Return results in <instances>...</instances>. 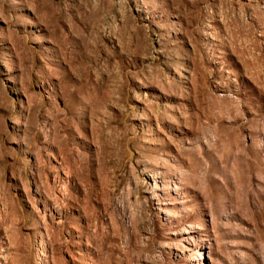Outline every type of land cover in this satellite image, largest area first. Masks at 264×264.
Returning a JSON list of instances; mask_svg holds the SVG:
<instances>
[{
	"label": "rangeland",
	"instance_id": "1",
	"mask_svg": "<svg viewBox=\"0 0 264 264\" xmlns=\"http://www.w3.org/2000/svg\"><path fill=\"white\" fill-rule=\"evenodd\" d=\"M0 264H264V0H0Z\"/></svg>",
	"mask_w": 264,
	"mask_h": 264
}]
</instances>
